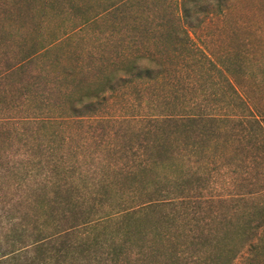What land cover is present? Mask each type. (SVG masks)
Segmentation results:
<instances>
[{"label":"trees","instance_id":"trees-1","mask_svg":"<svg viewBox=\"0 0 264 264\" xmlns=\"http://www.w3.org/2000/svg\"><path fill=\"white\" fill-rule=\"evenodd\" d=\"M152 1L112 0L89 14L76 0H40L42 10L75 17L66 39L79 29L109 23L120 39L114 54L91 76L75 77L72 69L64 68L62 79L53 78L58 83L54 89L29 90L9 99L0 92V147L19 138L20 148L33 151L7 166L0 158V183L12 182L15 191V197L0 196V264H264V186L258 185L264 168L258 160L252 157L248 164L245 189L205 197L218 174L204 157L218 129L214 123L242 128L254 123L264 136V126L227 76L229 70L214 65L190 36L226 0H172L175 11L159 16L158 22L149 10ZM134 6L125 23L124 9ZM63 39L41 45L1 72L0 86L35 56L60 64ZM172 59L194 67L200 75L191 81L200 87H214L209 71H217L226 92L202 90L203 98H229L226 105L234 103L248 115L234 110L218 115L199 106L191 109L195 112H176L179 91L172 89L162 94V111L146 114L139 101L142 92L165 76L175 65ZM67 78L71 80L65 82ZM112 101L120 105L121 115L108 114ZM110 122L118 127L110 136L125 140L122 165L95 178L78 170L77 155L63 157L67 140H59L54 127ZM33 124L51 131L26 135L24 126ZM98 136L94 143L101 141ZM15 200L13 214L7 205ZM23 204L30 210L15 208ZM60 216L68 219V226L61 227L56 219Z\"/></svg>","mask_w":264,"mask_h":264},{"label":"rangeland","instance_id":"rangeland-1","mask_svg":"<svg viewBox=\"0 0 264 264\" xmlns=\"http://www.w3.org/2000/svg\"><path fill=\"white\" fill-rule=\"evenodd\" d=\"M111 1L76 0V4L84 12L93 14L102 10V7ZM162 2L165 4H161ZM151 3L149 10L155 11L157 16L156 19L154 18L155 22L159 21L157 19L159 16H168L175 11L172 0H153ZM39 5L40 0H0V73L21 63L41 45L55 38H65L75 26L73 15L56 16L51 11L42 10ZM139 8L140 11L143 10V7ZM136 9L135 6L124 9L125 19L123 21L125 23L130 21L131 13ZM111 31V23L77 30L72 36L70 35L71 37L62 40L63 58L60 64H49L46 59L35 56L25 61L20 69L2 81L0 92L9 99L11 94L18 93L17 96H19L29 90L36 92L44 88L54 89L58 83L53 78L58 76L62 79L66 68L72 69L75 77L91 76L96 73L101 61L107 60L114 54L115 46L120 38L117 37L115 30L112 31L114 36L112 37ZM129 36H132L131 33H128ZM190 36L194 46L200 49L214 65L222 71L229 70L227 76L232 80L260 124L264 126V0H226L224 8L220 12L208 15L199 27L191 31ZM172 60L175 65L165 72V76L161 77L152 88L142 92L139 101L146 114L162 111L164 105L162 94L172 89L179 91L178 98L174 100L177 106L176 112L183 114L199 106L207 112L212 111L218 115L231 112L229 110H234L233 113L238 112L237 115H248L245 109H237L234 103L226 105L229 98L227 101L219 100L218 102L214 101L213 97L209 100L203 98L202 90L207 94L216 92L221 95L226 92L223 79L219 77L217 71L214 69L209 71L216 80L214 87L205 88L204 85L200 87L199 84L191 81L195 74L200 75L193 72L194 67L184 66L182 63L176 64V60ZM204 66L207 68L209 65L206 63ZM198 71L204 72V69ZM70 80L67 78L64 81ZM131 91L132 89H127L126 92L131 95ZM134 104L138 103L134 102ZM119 107L120 105L112 101L111 107L107 109L108 114L121 115ZM214 125L215 129L217 127L218 129L204 157L209 163V168L218 174L216 183L212 187L214 189L205 192L206 198L214 195L226 197L236 193L239 189H245V178L250 170L248 164L251 165L252 157H255V161L258 160L262 166L260 168H264V136L257 125L246 123L245 128L232 125L222 126L223 124L219 122ZM127 127L129 130L132 126ZM117 128L110 122L93 123L83 128L77 124H60L53 129L57 132L59 140L63 137L67 140L62 145L63 157L77 155L75 157L78 159V170L100 178L116 165H122L119 159L122 156L121 146L125 144V140L115 135L110 136V133L113 134ZM48 131L51 129L45 130L34 124L23 128L26 135L32 134L33 136H39ZM96 135H99L97 141L101 137L99 141L101 146L98 145L99 142L94 143L93 137ZM12 142L10 146L6 144L0 147V158L3 159L1 165H11L12 159L33 153L24 147L20 148L23 141L19 138H15ZM163 172L169 173V169ZM10 183L12 182L0 183L2 191H0V196L6 194L10 198L15 197L14 186L12 184L10 186ZM259 183V186H264L263 176L260 177ZM15 202L16 200L10 203L11 205H7L13 214ZM1 206L4 204H0ZM15 208L21 211L30 210L26 204ZM61 210L62 208H59L55 215ZM56 219H60L62 228L69 225L66 223L68 219L62 216ZM238 263L239 260L235 262V264Z\"/></svg>","mask_w":264,"mask_h":264}]
</instances>
